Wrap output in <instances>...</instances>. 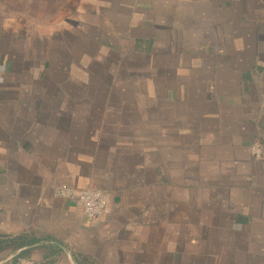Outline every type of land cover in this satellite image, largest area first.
<instances>
[{
    "label": "crops",
    "instance_id": "1",
    "mask_svg": "<svg viewBox=\"0 0 264 264\" xmlns=\"http://www.w3.org/2000/svg\"><path fill=\"white\" fill-rule=\"evenodd\" d=\"M22 234L33 264H264V0H0V235Z\"/></svg>",
    "mask_w": 264,
    "mask_h": 264
},
{
    "label": "built area",
    "instance_id": "2",
    "mask_svg": "<svg viewBox=\"0 0 264 264\" xmlns=\"http://www.w3.org/2000/svg\"><path fill=\"white\" fill-rule=\"evenodd\" d=\"M251 153L256 159H261L263 155L262 147L258 143H254L251 146ZM54 195L75 201L81 206L84 213L90 217L100 216L107 209V195L105 191L98 188L76 189L72 186L60 185L54 189ZM19 264H33V262L29 259H22Z\"/></svg>",
    "mask_w": 264,
    "mask_h": 264
},
{
    "label": "trees",
    "instance_id": "3",
    "mask_svg": "<svg viewBox=\"0 0 264 264\" xmlns=\"http://www.w3.org/2000/svg\"><path fill=\"white\" fill-rule=\"evenodd\" d=\"M36 238L28 234H22L17 236H9V235H0V251L3 250H20L17 255L13 258V263L18 264V261L23 258L29 256L32 248L31 246L37 242ZM80 264H97L92 262L87 257L79 258Z\"/></svg>",
    "mask_w": 264,
    "mask_h": 264
}]
</instances>
